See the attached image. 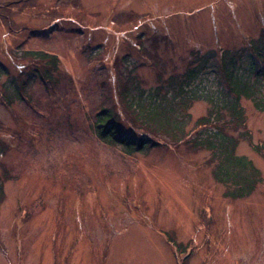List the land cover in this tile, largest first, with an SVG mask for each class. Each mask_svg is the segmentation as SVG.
<instances>
[{
    "label": "rangeland",
    "instance_id": "obj_1",
    "mask_svg": "<svg viewBox=\"0 0 264 264\" xmlns=\"http://www.w3.org/2000/svg\"><path fill=\"white\" fill-rule=\"evenodd\" d=\"M251 42L264 0H0V264H264V112L240 100L229 134L259 180L233 197L208 150L131 123L117 85L151 88L203 57L218 72L222 52L245 66ZM42 52L58 59L50 79ZM103 108L160 144L128 155L99 139Z\"/></svg>",
    "mask_w": 264,
    "mask_h": 264
},
{
    "label": "trees",
    "instance_id": "obj_2",
    "mask_svg": "<svg viewBox=\"0 0 264 264\" xmlns=\"http://www.w3.org/2000/svg\"><path fill=\"white\" fill-rule=\"evenodd\" d=\"M247 65L240 56L222 52L218 72L210 69L207 58L190 65L184 72L161 79L158 85L144 88L139 82L121 80L118 92L129 121L140 130L163 135L174 143L183 142L191 148H204L216 160L213 174L221 183H230L233 197H242L254 189L259 174L252 162L236 153L237 138L230 131L244 128L245 115L242 98L251 101L254 108L264 112V43H249ZM249 51V50H248ZM35 59L46 63L39 69L42 77L50 79L49 68L55 70L58 59L46 52L37 53ZM215 75L212 82H203V76ZM120 74L117 81L122 77ZM208 103L205 114L193 119L190 108L194 101ZM119 121L110 109L97 113L96 135L113 146H122L131 155L134 152L158 146L151 135H128L121 130ZM264 155V144L254 145ZM261 153V152H260ZM1 190V183H0Z\"/></svg>",
    "mask_w": 264,
    "mask_h": 264
}]
</instances>
